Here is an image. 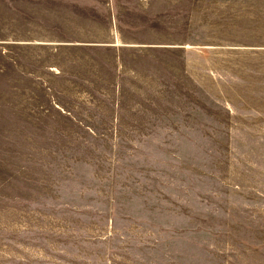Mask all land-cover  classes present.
Masks as SVG:
<instances>
[{
  "label": "rangeland",
  "instance_id": "374dc122",
  "mask_svg": "<svg viewBox=\"0 0 264 264\" xmlns=\"http://www.w3.org/2000/svg\"><path fill=\"white\" fill-rule=\"evenodd\" d=\"M0 264H264V0H0Z\"/></svg>",
  "mask_w": 264,
  "mask_h": 264
}]
</instances>
